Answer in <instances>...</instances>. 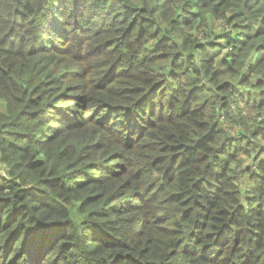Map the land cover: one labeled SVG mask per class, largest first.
<instances>
[{"label":"trees","instance_id":"1","mask_svg":"<svg viewBox=\"0 0 264 264\" xmlns=\"http://www.w3.org/2000/svg\"><path fill=\"white\" fill-rule=\"evenodd\" d=\"M0 101V264H264V0H0Z\"/></svg>","mask_w":264,"mask_h":264},{"label":"rangeland","instance_id":"2","mask_svg":"<svg viewBox=\"0 0 264 264\" xmlns=\"http://www.w3.org/2000/svg\"><path fill=\"white\" fill-rule=\"evenodd\" d=\"M218 29L220 30V29H222L220 26H218ZM214 37H216V36H214ZM211 41H214L215 43L216 42H220L221 40H219V39H217V38H213V39H211ZM222 43H224V42H222ZM228 49H231L229 46H225L224 45V47L223 46H217L216 48H215V50H214V53H215V55H217V56H219L220 54V56L219 57H221L222 55H224L225 54V52H227L228 51ZM5 102L4 101H0V107H2L3 109H4V107H5Z\"/></svg>","mask_w":264,"mask_h":264},{"label":"crops","instance_id":"3","mask_svg":"<svg viewBox=\"0 0 264 264\" xmlns=\"http://www.w3.org/2000/svg\"><path fill=\"white\" fill-rule=\"evenodd\" d=\"M0 110H3V108H2V107H0Z\"/></svg>","mask_w":264,"mask_h":264}]
</instances>
